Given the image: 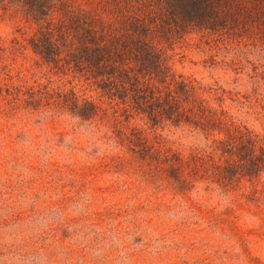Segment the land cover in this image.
Here are the masks:
<instances>
[{"label":"rangeland","instance_id":"374dc122","mask_svg":"<svg viewBox=\"0 0 264 264\" xmlns=\"http://www.w3.org/2000/svg\"><path fill=\"white\" fill-rule=\"evenodd\" d=\"M34 27L0 4V84L17 90H0V264H264V172L222 187L216 129L127 119L84 77L43 63L28 45ZM167 55L209 114L264 136L260 40L190 27ZM60 83L94 98L97 112L83 119L23 93ZM133 133L147 151L130 148ZM156 150L182 159L172 172L183 191L154 164Z\"/></svg>","mask_w":264,"mask_h":264},{"label":"trees","instance_id":"16d2710c","mask_svg":"<svg viewBox=\"0 0 264 264\" xmlns=\"http://www.w3.org/2000/svg\"><path fill=\"white\" fill-rule=\"evenodd\" d=\"M0 4L35 25L28 45L43 63L57 74L84 77L88 86L116 102L127 119L140 115L156 126L191 123L202 130L216 129L222 137L213 139L212 149L220 162L215 164L210 155L209 163L215 164L214 176L222 187L236 184L238 176L252 179L264 172V136L209 114L193 82L171 70L167 55L170 44L190 27L264 44V0H0ZM7 81L0 90L11 97L17 90L13 92ZM66 85L44 84L23 93L41 106L83 119L97 112L94 98ZM134 136H127V144L132 150L142 148L140 135ZM152 155L154 164H167L169 177L183 191L186 180L174 173L182 159L169 150Z\"/></svg>","mask_w":264,"mask_h":264}]
</instances>
